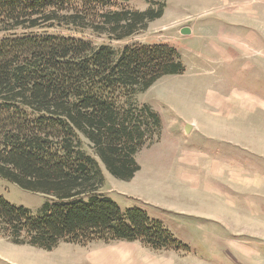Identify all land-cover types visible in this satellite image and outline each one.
Here are the masks:
<instances>
[{
	"label": "trees",
	"instance_id": "1",
	"mask_svg": "<svg viewBox=\"0 0 264 264\" xmlns=\"http://www.w3.org/2000/svg\"><path fill=\"white\" fill-rule=\"evenodd\" d=\"M129 1L0 0V176L52 197L34 215L0 195V236L11 243L45 250L94 239L183 246L144 209H121L99 193L102 166L130 180L140 169L137 152L159 139L160 113L136 97L161 77L183 73L181 54L167 43L115 48L46 31L121 40L145 30L166 5L143 0L148 6L138 9Z\"/></svg>",
	"mask_w": 264,
	"mask_h": 264
},
{
	"label": "rangeland",
	"instance_id": "2",
	"mask_svg": "<svg viewBox=\"0 0 264 264\" xmlns=\"http://www.w3.org/2000/svg\"><path fill=\"white\" fill-rule=\"evenodd\" d=\"M183 26L190 33L182 34ZM46 31L115 48L167 43L181 54L182 74L137 94L164 124L159 139L137 152L142 168L121 180L100 163L99 193L121 209H144L187 247L94 239L45 250L0 236V264H264V0H166L160 18L121 40L66 27ZM0 195L34 215L52 198L1 176Z\"/></svg>",
	"mask_w": 264,
	"mask_h": 264
},
{
	"label": "water",
	"instance_id": "3",
	"mask_svg": "<svg viewBox=\"0 0 264 264\" xmlns=\"http://www.w3.org/2000/svg\"><path fill=\"white\" fill-rule=\"evenodd\" d=\"M180 32H181L182 34H188V33H190V28H189L188 26H183V27L180 29ZM189 127H190V124L187 123V124L185 125V130L187 131V130L189 129Z\"/></svg>",
	"mask_w": 264,
	"mask_h": 264
},
{
	"label": "crops",
	"instance_id": "4",
	"mask_svg": "<svg viewBox=\"0 0 264 264\" xmlns=\"http://www.w3.org/2000/svg\"><path fill=\"white\" fill-rule=\"evenodd\" d=\"M181 74H182V73H181ZM174 75H175V74H174ZM151 106H152V105H151ZM152 107H153V106H152ZM154 109H155V108H154ZM160 115H161V114H160ZM161 116H162V115H161ZM186 124H187V123H186ZM186 124H185V125H186ZM189 124H190V127L193 125V123H191V122H190ZM163 126H164V124H163ZM190 127H189V128H190ZM163 128H164V127H162V129H163ZM184 128H185V127H184ZM161 131H162V130H161ZM136 155H137V154H136ZM136 160L138 161V163L140 162L137 156H136ZM139 165H140V169H141L142 166H141L140 163H139ZM140 169H139V170H140Z\"/></svg>",
	"mask_w": 264,
	"mask_h": 264
},
{
	"label": "bare ground",
	"instance_id": "5",
	"mask_svg": "<svg viewBox=\"0 0 264 264\" xmlns=\"http://www.w3.org/2000/svg\"><path fill=\"white\" fill-rule=\"evenodd\" d=\"M218 119V118H217Z\"/></svg>",
	"mask_w": 264,
	"mask_h": 264
}]
</instances>
